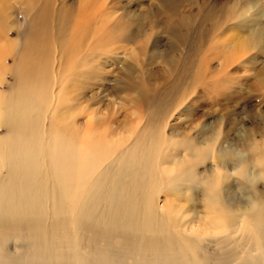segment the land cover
<instances>
[{"label": "bare ground", "instance_id": "obj_1", "mask_svg": "<svg viewBox=\"0 0 264 264\" xmlns=\"http://www.w3.org/2000/svg\"><path fill=\"white\" fill-rule=\"evenodd\" d=\"M3 1L2 34L11 6L10 0ZM19 1L27 7L30 29L17 84L47 85L48 95L0 93V130L7 132L0 135V264H264V207L250 210L251 201L264 205V191L258 187L264 180L255 179L260 169L252 163L253 159L264 163V123L258 122L255 140H247L243 147L253 157L226 158L236 150L224 146L211 150V145L186 133L166 135L162 130L166 119L179 103L167 107L153 102L155 95L145 86L147 96L140 92L141 104L149 103V111L142 114L135 99L130 115L136 122L113 127L117 118L112 107L107 106L105 116L97 115L101 108L94 95L85 94L114 40V0H84L76 12L63 0L57 5L55 0ZM163 1L178 5L175 0ZM204 3H196L191 18L178 12L182 18L174 25L170 18L168 31L175 33L180 24L195 21ZM213 19L207 13L202 23L220 28L221 18L217 23ZM235 20V15L226 19L233 24ZM252 31L255 34V28ZM262 36L263 31L256 32L257 42ZM68 62L77 79L67 89L78 81V93L65 99L61 91L67 72L62 70ZM226 65L221 66L222 74L230 63ZM174 68L180 69L181 77H189L185 67L176 63ZM140 74L138 70L130 76L128 85H145L146 79H134ZM228 99L223 97L221 105ZM40 106L47 109L43 118ZM67 108L71 110L66 112ZM209 156L211 167L204 165ZM243 162L248 170L240 184L254 188L247 203L235 201L226 192L228 185H223L230 176L229 164L233 171ZM163 191L176 200L184 197L193 213L203 206L207 228H188L190 219L169 201L160 206ZM207 229L214 231L206 232L212 236L204 239L200 232ZM218 230L222 236L213 235ZM20 244L27 250L21 251Z\"/></svg>", "mask_w": 264, "mask_h": 264}, {"label": "rangeland", "instance_id": "obj_2", "mask_svg": "<svg viewBox=\"0 0 264 264\" xmlns=\"http://www.w3.org/2000/svg\"><path fill=\"white\" fill-rule=\"evenodd\" d=\"M60 1L55 0L54 4L57 5ZM63 1L73 7L74 12L84 2ZM201 1L175 0L177 8L176 5L172 7L164 4L163 0H114V40L109 46L108 56H101L97 64L100 74L92 78L94 85H89L85 94L88 98L94 95V102L101 108L97 115L105 116L108 106L112 107L117 118L113 127L118 123L122 127L125 121L135 123L134 116L130 115V111L133 112L137 105L135 99H139L138 109L142 114L150 108L149 103L141 104L143 94L147 96L144 92L147 86L155 95L153 102L167 107L179 103L177 109H173L171 116L168 115L166 119L167 127L162 129L166 135L170 136L171 132L186 133L202 145H211V150L212 146L214 149L220 146L243 149L247 140H255L258 122L264 123V0H205L203 10L195 21L180 24L181 28L175 33L168 31V27L172 28V25L169 26L170 18L174 25L183 15L190 17L193 7ZM10 3V9L5 13L7 29L2 34L0 28V93L4 97L12 92L16 95L47 96V85H27L24 82L17 84L24 38L30 26L27 7L19 0H10ZM174 8L175 11L171 13ZM121 13L124 15L120 16ZM207 13L213 14L212 23H217L218 17L221 18L218 20H221L222 26L216 30L207 28L209 23H202ZM231 15L236 16L235 24L234 21H226ZM223 16L226 17L224 20ZM243 21L245 25L242 24ZM254 28L255 34L263 31L259 42L252 31ZM7 50H12L14 55L5 56ZM176 63L188 69V78L180 76V69L174 71ZM227 63H230L226 68L227 73L222 74L221 66H227ZM72 70L71 62L64 64L62 71H66L67 76L63 78L61 97L65 99L78 93V81L67 89L70 82L77 79ZM138 70L141 74L134 79H146L145 85L129 86V77L136 75ZM44 75H47V80H51L49 70H45ZM226 80L229 85H226ZM173 85L177 88L172 89ZM140 92L144 93L140 95ZM223 97L230 100L224 101L226 105H221ZM39 109L43 111V118L47 109L44 106ZM70 110L67 108L66 112ZM143 119L145 120L144 117ZM143 122L142 120L140 123ZM97 129L93 123L94 132ZM6 133L0 130L1 137ZM250 134L252 136H248ZM211 163L212 157L209 156L204 165L211 167ZM229 167L228 173L232 172V165L229 164ZM241 181L229 176L223 185H228L226 192H231L235 201L247 203L254 188H246L240 184ZM258 187L264 191V185L258 184ZM165 201H169L168 205H175L177 212L184 211L186 218L190 219L188 228H207L208 219L203 206L193 213L184 197L176 200L163 191L159 195L160 206L165 205ZM212 231L214 230H203L200 236L209 239L212 235L205 234ZM213 235L219 237L223 233ZM20 245L23 248L21 251L27 250L23 244Z\"/></svg>", "mask_w": 264, "mask_h": 264}, {"label": "clouds", "instance_id": "obj_3", "mask_svg": "<svg viewBox=\"0 0 264 264\" xmlns=\"http://www.w3.org/2000/svg\"><path fill=\"white\" fill-rule=\"evenodd\" d=\"M251 155L253 157V154L250 152V150H244V149H237L234 152H229L226 154V158H231L233 160H243L245 157ZM192 161L195 162L196 160V153L192 154L191 157ZM252 163L254 166L258 169H260V175L258 177H255L257 181L264 180V163H257L254 159L252 160ZM247 170H248V164L247 162L240 163L237 167L233 169L232 172L228 173V175L232 177H237L241 180L245 179L247 176ZM261 207H264L260 202L258 201H251L250 202V210L256 211L260 209Z\"/></svg>", "mask_w": 264, "mask_h": 264}]
</instances>
